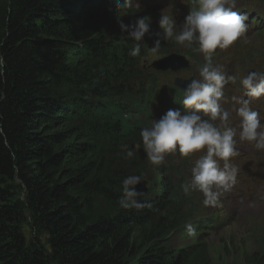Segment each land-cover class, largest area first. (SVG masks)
Segmentation results:
<instances>
[{
    "label": "trees",
    "instance_id": "1",
    "mask_svg": "<svg viewBox=\"0 0 264 264\" xmlns=\"http://www.w3.org/2000/svg\"><path fill=\"white\" fill-rule=\"evenodd\" d=\"M145 1L141 13L160 17L158 0ZM115 13L117 0H0V264H212L204 242L171 256L167 249L172 234L201 224L192 206L201 196L181 187L190 180L184 166L143 193L151 207L118 204L124 178L148 180L139 133L151 104L183 89L144 67L155 35L132 57L135 42L96 21ZM173 48L162 41L160 52ZM194 52L187 55L199 62ZM27 222L37 236L26 235ZM259 236L243 264H264Z\"/></svg>",
    "mask_w": 264,
    "mask_h": 264
},
{
    "label": "clouds",
    "instance_id": "2",
    "mask_svg": "<svg viewBox=\"0 0 264 264\" xmlns=\"http://www.w3.org/2000/svg\"><path fill=\"white\" fill-rule=\"evenodd\" d=\"M236 7L237 0H194L180 24L165 9L159 19L162 31L154 33L156 39L149 48L152 54H157L162 41L174 42L204 55L205 62L198 68V76L186 81L184 86L183 110L169 109L159 119L141 127L139 135L146 159L153 165H163L166 157L177 151L183 157L201 153L190 169V180L181 187L186 195L202 193L206 207L218 206L222 195L236 184L239 169L231 158L239 155L238 143L246 141L255 149L264 150V123L260 113L251 107L252 98L264 97V71H249L240 80L249 99L232 96L233 108L228 110L223 106L225 86L235 84L237 77L227 73L213 59L217 49L229 48L248 29L247 14L235 10ZM138 9L135 0H117L116 19L121 32L135 42L128 52L132 57L141 55V44L153 22L150 15H143L136 16L131 23H124L122 17L135 15ZM4 65L3 56H0V75ZM121 148L125 159L135 157L133 147L122 144ZM142 181V174H130L123 179L118 200L122 209L151 207L140 199L143 193L136 190ZM186 230L189 236L196 235L191 223L186 225Z\"/></svg>",
    "mask_w": 264,
    "mask_h": 264
},
{
    "label": "rangeland",
    "instance_id": "3",
    "mask_svg": "<svg viewBox=\"0 0 264 264\" xmlns=\"http://www.w3.org/2000/svg\"><path fill=\"white\" fill-rule=\"evenodd\" d=\"M243 1L254 3L253 0H237V4L244 3ZM168 12L171 13L172 15L177 14V16H179L178 8L173 7L170 10H168ZM143 15H149V14L148 13L135 14V15L129 14L123 16L122 19L124 23L128 24L131 23L136 18V16H143ZM99 16L100 18L96 20L97 22L100 23L101 19L103 18L104 22L106 21L107 24L109 23V26L121 32V29L116 19V13L113 16H108L113 19L105 18L106 16L102 14ZM97 17H95V19ZM177 23L180 24L183 22L178 21ZM158 31H162V29L160 30V26L156 25L155 28L151 27L150 35H154L153 32L156 33ZM169 44L171 46H174L173 49L175 51L174 50L171 51L170 52L171 54L166 53L165 54L166 56L179 55V57L175 59L177 64L181 62H185V63L189 62V58L191 57L187 55V51L192 49L184 48L178 44H175L174 42H169ZM200 55L202 56L201 53ZM163 56L164 54H162L161 52L157 54H152L150 51H148L146 55V59L144 60V65L146 67H149L153 61L156 62L157 59ZM191 63L194 65L193 58H191ZM239 66L243 71L247 70L244 69L243 66L241 65ZM191 69L192 70H188V68H183L182 70L180 69L174 73L163 75L162 76L163 83L165 84L170 83V80H172L173 82L176 80H182L183 82H186L191 79L190 78L191 73L198 72V68L195 67V65L192 66ZM140 147L143 149L142 146ZM257 151L260 153L264 152V150H257ZM178 163H181V160L179 159L178 155L176 153L169 154L166 157V162L163 165H161L164 170V173H162L157 165H153L149 161L146 162V165L144 166L145 174L150 184L153 187L152 189L153 192L159 191L163 188L164 186L163 182L169 180L170 172H172L171 169L175 167ZM181 166H184L188 170L191 169V167L187 163H183L181 164ZM189 172L190 171H188V174ZM177 176L179 177V174H177ZM190 178H191V173H190ZM198 195L201 196V199L192 198V206H194V208L198 209L200 212V215L198 216V219H201L200 228L198 226L195 227V225H193L195 229L197 228L199 229L196 230L195 236H189L187 234V230H184L180 233H176L175 235L172 234L170 237H168L167 249L169 251V255L171 256L177 253L181 249H188L187 248L188 244L191 242H198L200 244L204 242V244L207 245L209 248L212 257V264H243V259L247 252L257 251L261 247L260 241H262V239L260 238L259 235L264 234V195L259 197V199L255 203H251L241 208L237 212H235L234 216H230L225 213L224 211L225 199H224L221 206L218 208L220 211L219 222L211 230L210 228L213 225L215 219V213L213 212L215 208L211 206H207V207L204 206L203 194L198 193ZM212 217L213 220H211L209 224H204V222H206L207 219H211ZM203 225H208L207 227L209 228L207 231L204 230ZM24 227H25L26 235L28 237L37 236L38 234L37 230L32 226H30L28 222L24 225ZM203 231H205L206 234Z\"/></svg>",
    "mask_w": 264,
    "mask_h": 264
},
{
    "label": "water",
    "instance_id": "4",
    "mask_svg": "<svg viewBox=\"0 0 264 264\" xmlns=\"http://www.w3.org/2000/svg\"><path fill=\"white\" fill-rule=\"evenodd\" d=\"M179 57V55H173V56H166L162 59H159L157 60L156 62H153L152 66L154 68H157V69H168V68H172V69H175V68H178V67H181V66H186L187 63L185 62H181L179 64L176 63L175 59ZM178 86H182L184 87L186 85L185 82L183 81H177L176 83ZM146 181H142L139 185L136 186V190L139 191V192H144L146 191Z\"/></svg>",
    "mask_w": 264,
    "mask_h": 264
},
{
    "label": "bare ground",
    "instance_id": "5",
    "mask_svg": "<svg viewBox=\"0 0 264 264\" xmlns=\"http://www.w3.org/2000/svg\"><path fill=\"white\" fill-rule=\"evenodd\" d=\"M238 2H239V1H238ZM243 2H244V1H243ZM245 2H246V1H245ZM247 6L250 7V8H253V7H254V5H251V4H250V5H247ZM254 11H256L255 8L252 10V12H254ZM169 54H171V53H169ZM171 56H172V55H171ZM183 60H184V59H183ZM175 61H176V60H175ZM181 70H182V69H181ZM191 70H192V69H191ZM155 72H156V71H155ZM156 73H157V72H156ZM166 75H167V74H166ZM177 75H178V74H177ZM170 81H171V80H170ZM207 226H208V225H203L204 230H206V231H207L208 228H209V227H207ZM203 232H205V231H203Z\"/></svg>",
    "mask_w": 264,
    "mask_h": 264
}]
</instances>
